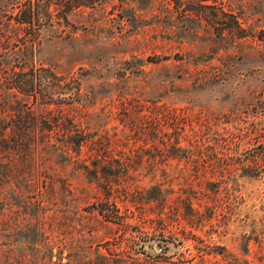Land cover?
<instances>
[{
    "label": "rangeland",
    "instance_id": "rangeland-1",
    "mask_svg": "<svg viewBox=\"0 0 264 264\" xmlns=\"http://www.w3.org/2000/svg\"><path fill=\"white\" fill-rule=\"evenodd\" d=\"M13 1L0 0L2 21ZM73 1L50 5L47 26L45 0H32L38 41L24 57L77 78L68 112L87 145L78 156L40 152L25 169L11 154L38 175L39 192L0 198V263L264 264V155L251 163L264 144V0H216L204 11L187 0ZM13 33L18 52L24 31ZM192 130L241 141L212 168L173 158L172 138ZM80 160L100 179L137 174L126 199L112 185L119 219L98 213L104 186ZM218 176L215 192L205 180Z\"/></svg>",
    "mask_w": 264,
    "mask_h": 264
},
{
    "label": "trees",
    "instance_id": "trees-1",
    "mask_svg": "<svg viewBox=\"0 0 264 264\" xmlns=\"http://www.w3.org/2000/svg\"><path fill=\"white\" fill-rule=\"evenodd\" d=\"M63 2L65 9L74 5L73 0H63ZM187 3L204 11L214 8L216 0H187ZM50 5L57 6L55 10L59 9L61 0H45L44 13L47 26L52 24L53 14L49 10ZM11 7H15L16 12L7 14L3 11V16L6 17L3 21L0 19V198L7 200L15 193L14 196L16 195L20 200L27 197L30 191H34L35 194L39 192L36 182L38 175L28 174L27 170L25 172L22 168L13 166L11 154L17 156L19 163L25 169L23 165L26 161L33 162L38 153L49 149L69 157V153L78 156L81 147L87 145L88 139L82 129L72 124L74 116L68 112L70 105L78 99L77 78L73 75L59 74L50 65L35 64L24 57L25 45L28 42L37 44L38 41V35L31 27L37 8L34 7L32 0H14ZM62 17L65 19V16ZM224 29L232 31L233 28L226 25ZM15 30L24 31L19 36L22 48H19L18 52L12 46ZM257 37L260 41H264V30H259ZM66 124L68 126H65ZM58 125H64L60 127L62 129L60 138L52 136L53 132L59 129ZM179 137L185 140L187 145H179ZM240 141L239 137L215 138L192 130L190 135H175L169 143L168 152L173 158H183L185 162L194 164L202 161L212 168L213 163L217 164L224 160L222 150L228 149L230 142L237 148ZM257 147L259 151L251 156V163L255 168L257 158L260 159L264 155V144L259 143ZM79 167L85 171L87 178L104 186V203L108 206H100L98 213L108 218L119 219L121 214L113 201L116 196L112 195L114 193L112 185H121L123 192L121 195L126 199L137 174L125 171L119 174H107L100 179L93 169L88 168L84 160L79 161ZM15 172L18 179L16 192L8 188L10 178H14ZM215 180H205V182L218 184L215 188L216 192L224 179L219 177ZM164 181L162 176L158 178L159 188ZM189 210L197 214V209L189 206ZM166 226L167 224H164L162 231L167 230ZM218 247L222 249L221 246ZM6 260L0 264H7Z\"/></svg>",
    "mask_w": 264,
    "mask_h": 264
}]
</instances>
